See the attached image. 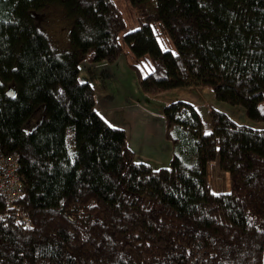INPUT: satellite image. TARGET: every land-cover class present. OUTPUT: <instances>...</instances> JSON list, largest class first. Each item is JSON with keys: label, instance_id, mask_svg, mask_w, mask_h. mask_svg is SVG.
<instances>
[{"label": "trees", "instance_id": "1", "mask_svg": "<svg viewBox=\"0 0 264 264\" xmlns=\"http://www.w3.org/2000/svg\"><path fill=\"white\" fill-rule=\"evenodd\" d=\"M139 27L113 0H0V148L19 153L18 208L0 196V264H264V128L211 107L206 133L197 105L164 107L175 147L169 165L139 161L126 131L96 109L81 65L114 62L123 42L147 94L199 85L264 122V0H130ZM61 3L70 46L58 51L35 11ZM154 25H160L155 31ZM167 34L177 52L159 44ZM137 68V66L134 65ZM44 105L31 132L22 126ZM220 152L231 191L215 193L208 165Z\"/></svg>", "mask_w": 264, "mask_h": 264}, {"label": "crops", "instance_id": "2", "mask_svg": "<svg viewBox=\"0 0 264 264\" xmlns=\"http://www.w3.org/2000/svg\"><path fill=\"white\" fill-rule=\"evenodd\" d=\"M124 49L125 52L114 62H84L80 77L98 92L96 109L100 115L111 126L125 129L128 145L136 158L154 169L165 167L172 161L175 147L166 135L164 107L178 100H186L196 106L199 102L197 92L207 94L211 100L216 98L211 89L195 85L185 86L186 89L173 99L157 100L160 94H147L139 81L140 71L143 75L152 71V59L142 57L148 66L141 70L139 63L143 59L136 58L130 49ZM162 93L164 95L165 91Z\"/></svg>", "mask_w": 264, "mask_h": 264}, {"label": "rangeland", "instance_id": "3", "mask_svg": "<svg viewBox=\"0 0 264 264\" xmlns=\"http://www.w3.org/2000/svg\"><path fill=\"white\" fill-rule=\"evenodd\" d=\"M114 3L119 7L122 15L124 16L126 22V29L121 33V36L125 35L127 32L135 30L139 27L138 17L135 13V9L131 4L130 0H113ZM35 20L37 23V27L41 30L52 42L53 46L58 50H66L70 46V31H71V20L67 16V9L61 4H50L45 9L35 11ZM155 31L160 29V25H154ZM159 44L165 50H172L175 53L177 52V47L175 46L172 39L167 34H160L158 37ZM123 46L126 49H129L128 46L123 42ZM146 58L150 60V57L147 55ZM141 59H143L141 57ZM141 70L145 69V66H148L146 60L143 59L142 62L139 63ZM81 78V77H80ZM81 81L85 80L83 78L80 79ZM129 88L130 85H127ZM185 87V86H184ZM131 88V87H130ZM206 88V87H205ZM208 88V87H207ZM186 88H174L173 90L165 91L159 94H151L157 96V100H165L167 98L177 95L179 96ZM210 89V88H209ZM213 92V91H212ZM98 94V92L96 93ZM212 94V93H211ZM214 94V93H213ZM182 95V94H181ZM197 98L199 99L198 102V110L201 113L205 131L208 133L212 129V124L209 119L211 107L219 108L220 110L225 111L228 115H230L235 121L238 123H242L248 126L256 127L263 129L264 122L259 123L254 120H250L246 114V110L240 106H233L231 104H227L220 100H211V98L206 94H202L201 92L196 93ZM44 105L39 106L28 118L27 121L23 123V130L27 132H31L34 127H36L42 120H43V113H44ZM218 157L211 161L208 165V181L210 187L215 193L222 194L225 192H230L231 187V176L229 173L221 168L220 163V152L218 150L217 153Z\"/></svg>", "mask_w": 264, "mask_h": 264}, {"label": "built area", "instance_id": "4", "mask_svg": "<svg viewBox=\"0 0 264 264\" xmlns=\"http://www.w3.org/2000/svg\"><path fill=\"white\" fill-rule=\"evenodd\" d=\"M20 154L15 152L9 155L0 148V196L7 198L10 207L17 208L16 221L23 229H30L33 225L29 213L18 208V202L24 199L25 185L19 174Z\"/></svg>", "mask_w": 264, "mask_h": 264}]
</instances>
